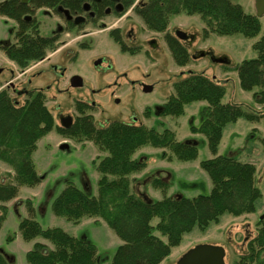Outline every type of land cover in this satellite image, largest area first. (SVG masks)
<instances>
[{
  "label": "trees",
  "instance_id": "trees-1",
  "mask_svg": "<svg viewBox=\"0 0 264 264\" xmlns=\"http://www.w3.org/2000/svg\"><path fill=\"white\" fill-rule=\"evenodd\" d=\"M13 1L2 3L0 13H10L9 6L13 5ZM126 1L129 5L135 0ZM57 3L69 6L63 0H52L51 5L56 6ZM134 11L147 29L165 33V41L178 65H186L192 58L185 42L167 30L171 17L180 12L199 14L205 24L204 36L215 32L223 35L241 33L251 37L262 28L259 17L234 0H141ZM110 34L123 51L132 54L139 51L138 47L127 46L118 30ZM57 39V36L40 34L37 24L32 23L18 33L16 43L0 44V47L11 60L24 68L55 49ZM254 48L258 56L241 61L235 68L240 86L244 90L258 87L254 99L264 104V34ZM173 88L174 93L159 112L161 117L181 116L185 104L192 101L207 102L202 109V122L190 129L203 133L211 152L215 154L200 162L213 186L209 193H200L192 198L173 196L167 192L171 187L167 177H151L150 184L162 193V198L157 200L146 192H135L133 189L131 176L147 166L146 160L134 157L135 152L152 145L163 150L161 155L164 159L190 161L198 156L196 143L178 140L176 132L170 128L158 130L142 122L114 120L106 126L97 125L89 112L92 106L83 101H76L79 115L69 126L63 127L56 124L47 106L48 97L42 89L19 91L24 96L21 102L13 97L10 89H0V161L13 171L12 181H0V229L9 209L6 203L17 197L21 186H34L41 182L42 176L37 172L33 154L38 141L54 128L66 138L78 142L90 140L101 151L107 152L94 160L99 171L97 195L89 193L90 185L86 180L85 188L68 180L53 198L51 208L56 215L72 223L92 217L107 223L122 240L113 254L112 264H160L170 256L172 248L181 243L183 235L196 225L205 230L212 221H219L225 212L235 216L254 212L256 201L262 195L256 184V165L218 154V146L226 123L240 117L259 120L260 116L245 110L238 103L223 102L225 85L205 72L190 71L176 80ZM145 113L149 116L150 109ZM26 204L30 215L20 219V235L29 241L42 237L52 244L49 247L43 242H35L26 254L27 264H98V248L94 242L81 239L60 227H43L35 217L33 202L28 199ZM154 217H158L155 226L152 225ZM258 225L257 234L235 264L253 262L261 253L258 248L264 250V219ZM155 229L166 240L156 235ZM0 264H16L14 255L0 249Z\"/></svg>",
  "mask_w": 264,
  "mask_h": 264
},
{
  "label": "rangeland",
  "instance_id": "rangeland-1",
  "mask_svg": "<svg viewBox=\"0 0 264 264\" xmlns=\"http://www.w3.org/2000/svg\"><path fill=\"white\" fill-rule=\"evenodd\" d=\"M3 1L0 0V3ZM234 1L240 3L247 11H254L253 0ZM135 2L136 6L141 0ZM37 18L41 24L42 35H51L55 32L57 27L53 15L45 10H38ZM102 21L107 23L106 28H102L99 21L96 23L88 21L80 28L62 34L60 46L56 49L58 51L50 60L42 62L27 75L17 78L16 82L14 81L16 87L43 89L48 97L47 106L58 123L60 114L75 117L78 114L76 101L81 100L93 104L89 112L94 116L97 125L106 126L114 120L142 122L158 130L170 128L176 132L178 140L196 143L198 156L190 161L174 158L162 162V149L152 145H146L134 154V157L149 162L145 182H148L150 177H164L166 174L158 171L160 167L167 165L169 167L164 168L171 173L172 186L167 192L173 196L183 195L192 198L200 193H209L213 186L209 174L201 168L200 162L215 154L208 146L207 137L190 129L192 125H199L202 122L204 118L202 109L207 102L197 100L185 104V111L181 116L161 117L159 112L163 103L174 93L173 83L190 71H206L211 75L218 74V70L227 72L224 81L220 80L226 87L223 102L238 103L245 110L252 111L260 117L254 121L240 117L236 121L226 123L218 146V154L254 163L257 169L256 184L262 195L257 199L256 210L252 213L235 216L225 212L219 221H212L205 230L196 225L183 235L181 243L172 248L171 255L161 264H177L190 248L204 243L222 245L226 249V264H232L238 257L237 254L246 251L247 248L243 250L244 242L257 234L258 221L264 215V104H259L254 99V92L259 89L258 87L244 90L240 86L238 71L235 68L241 61L258 56L254 44L264 34V18L260 32L248 37L241 33L223 35L215 32L204 36L205 24L199 14L180 12L172 16L167 28L169 32L175 34V31L180 29L194 36L193 39L183 40L192 55L186 65H178L174 61L164 38L165 33L147 29L133 8H129L122 16L114 14L103 17ZM60 22L64 25L61 18ZM117 27L120 28L121 36L126 43L131 47L138 46L141 51L134 54L123 51L110 35V31ZM16 28L14 20L0 14V44L4 41H14ZM131 31L133 34L128 37L127 33ZM152 40L154 43L150 44ZM53 52L51 50L49 54ZM202 52L205 54L202 55ZM213 55L227 56L230 62L227 64L214 62ZM95 60L100 63L96 65ZM0 67H4L2 76H11L12 71L17 72L15 65L9 61L1 47ZM74 74L83 77L81 86L70 85V78ZM145 85H151L152 90L144 91ZM23 98L21 95L20 99ZM148 109L149 116L145 113ZM62 143L69 146L63 148ZM140 152L142 155L137 156ZM106 153L90 140L78 142L72 138L68 139L55 128L44 135L39 140L37 153L33 155L42 180L34 186H21L15 201L6 203L10 207L0 229V249L6 253L12 251L18 264H27L25 249L31 247L32 243H28L29 240L20 235L18 225L21 218L30 215L26 204L30 199L37 208L35 217L43 227H60L81 239L94 242L98 248V264H112L113 254L122 240L107 223L103 221L102 225H97L94 219L97 217H92L85 223H72L65 217L56 215L51 208L53 198L68 180H73L79 187L84 188L86 180L90 185L89 193L97 195L99 171L94 160H98ZM12 179L13 174L6 167L0 166V181L9 182ZM189 179L195 180V184L188 185ZM148 186L150 188H146V194L152 199H160L162 193H155L151 185ZM143 189L145 187H142ZM157 222L158 217H154L152 225L155 226ZM154 232L166 240L157 229ZM32 241L46 242L52 246L49 240L42 237L30 242Z\"/></svg>",
  "mask_w": 264,
  "mask_h": 264
},
{
  "label": "flooded vegetation",
  "instance_id": "flooded-vegetation-1",
  "mask_svg": "<svg viewBox=\"0 0 264 264\" xmlns=\"http://www.w3.org/2000/svg\"><path fill=\"white\" fill-rule=\"evenodd\" d=\"M6 1H8V0H4L3 2L0 3V5L2 3L6 2ZM63 1H65L69 6L66 7L63 4H61V3H57L56 6H53V5H51L52 4V0H14L13 1V5L9 6V10L11 11L10 13H7V14H1L0 13L1 15H4L6 18H10V19L14 20L16 22V25H17L16 31H15V34H14L15 40L14 41L1 42V44H3L4 46L5 45H9L11 43H16L17 42L18 33L22 29H26L32 23H36L37 27H38V30L40 31V25L41 24H40L39 19L37 18L38 10H45L48 14L53 15L54 18H55V22H56L55 27H57L53 34L45 35V36H57L58 37L57 46L55 47V49H53L54 52L52 54H49V51H48L47 54L43 58H41L39 60H36V61H31L24 68L20 67L17 63H15L13 60H11L8 57V55L6 54V52L3 50L5 52V54H6V56L8 57L9 61L12 64L15 65V68L17 69V72L15 73L14 71H12V75L11 76H7V77L6 76H2L4 74L3 73L4 72V67H0V83H1L0 89H10L12 91L13 97H16V99H20L21 98L22 94H20L19 91H21L23 89H19V88L16 87V83H15L16 81L15 80L17 78L23 76V75H27V73L31 72L35 67H37L42 62H44L46 60H50L52 55L58 51L56 49L60 46V43H61L60 37H61L62 34L68 33V31H72L74 29H78V28H80L82 25H84L88 21L89 22L91 21V22H94V23L99 21V22H101L99 25L102 28H106L108 25H107V23L102 21L103 17L111 16V15H114V14L117 15V16L118 15L122 16L129 10V8L130 9H132V8L134 9L135 8V3H136L135 2L136 0L132 4H129V5H128L126 0H81L79 3H78L77 0H63ZM256 1L257 0H253L254 11L250 12V13H253V14L257 15L259 17V19L261 21V25H262L263 24V18H264V12L262 13L261 16H259L257 14L258 8L256 6ZM71 5H73V7H71ZM60 6H62L64 9H67L70 12V14L72 15V18H68L67 15L64 12L59 10ZM76 6H78V8L72 10V8H75ZM86 6H87V8H86ZM58 16L62 20H64V25H62L63 22H60V18ZM79 16L80 17H84V20H82V21L77 23V22H75V19L77 17H79ZM263 27H264V24H263ZM113 30H118L119 34L121 36V30H120L119 27L114 28ZM113 30H111V31H113ZM111 31H110V33H111ZM89 33L90 32H88L87 34L89 35ZM40 34H41V32H40ZM132 34H133V32L131 31V32L127 33V36L130 37V36H132ZM121 39L127 46H129L126 43V41L123 39L122 36H121ZM149 43L150 44L154 43V41L152 40ZM132 47H134V46H132ZM136 47H138V46H136ZM139 50L141 51L140 48H139ZM99 63L100 62L98 60H95V64L96 65H98ZM33 72H32V74H33ZM74 75H79V74H74ZM71 78H72V76H71ZM71 78H70V85H71ZM72 87H78V86H72ZM20 100L23 101V99H20ZM78 101H81V100H78ZM90 105L93 106V104H90ZM68 115H70V114H66V115L60 114L59 123L56 122V124H58L60 126H63V127L69 126L74 121V118L77 115H79V112H78V114L75 117L70 115V116H72V122L71 123H68L67 125H62V118L65 117V116H68ZM55 121H56V119H55ZM263 219H264V217H261L260 220H263ZM251 239H252V237L247 238L245 240L244 249L243 250H245L248 247V244H249ZM258 249L260 250L261 253L260 254L258 253L256 255V257H255V260L253 262L248 263V264H264V250L261 251L260 248H258ZM244 253L245 252H240L239 254H237L238 257L234 260V262L232 264H235V262L239 258V256L243 255ZM225 263H226V261H225Z\"/></svg>",
  "mask_w": 264,
  "mask_h": 264
},
{
  "label": "water",
  "instance_id": "water-1",
  "mask_svg": "<svg viewBox=\"0 0 264 264\" xmlns=\"http://www.w3.org/2000/svg\"><path fill=\"white\" fill-rule=\"evenodd\" d=\"M256 6L258 8L257 14L259 16L264 12V0H257ZM87 8V6H86ZM59 10L64 12L68 18H72V15L67 9H64L62 6L59 7ZM84 20V17H77L75 22H80ZM175 35L180 40H186L188 38L193 39L194 36L188 34L187 32L177 29L175 31ZM202 55L205 52L201 53ZM212 60L217 63L227 64L229 63V59L227 56H212ZM83 83V78L81 75H74L71 78L72 86H81ZM151 85H145L144 91L149 92L152 90ZM67 122V123H66ZM72 122V116L68 115L62 118V125H67ZM67 143H62L61 147H68ZM264 217V215L262 216ZM226 250L222 245L217 244H198L192 248H190L187 252H185L181 258L178 260L177 264H226L225 263Z\"/></svg>",
  "mask_w": 264,
  "mask_h": 264
},
{
  "label": "crops",
  "instance_id": "crops-1",
  "mask_svg": "<svg viewBox=\"0 0 264 264\" xmlns=\"http://www.w3.org/2000/svg\"><path fill=\"white\" fill-rule=\"evenodd\" d=\"M205 73H206V71H205ZM227 74V72H222V71H219L218 70V74H210V73H206V75H208L209 77H213V78H215L217 81H219L220 83H221V81L220 80H223L224 81V78H225V75ZM61 141H65V140H61ZM38 148H39V141H38V143H37V149H36V151L34 152V154L35 153H37V151H38ZM138 151H141V149H139ZM163 150H161V152H162ZM33 154V155H34ZM140 155H142V152H140V154L139 155H137V156H140ZM35 158H36V156H35ZM163 160H167V159H164V158H162V162H163ZM167 163H169V161L167 162ZM188 163H191V162H188ZM0 166H3V167H6V169L9 171V172H11V173H13V171L9 168V166L8 165H6V164H4V163H2L1 161H0ZM149 162L147 161V166H146V168L144 169V170H142L141 172H138V173H135V174H133L132 175V180H133V182H132V186H133V189H134V191L135 192H146V188L148 187V188H150L148 185H151L150 184V180H151V177L148 179V182H145V175H146V173H147V171H148V169H149ZM164 167H169V166H164ZM164 167H160L161 169H160V171H158V172H163L164 174H166V175H163L164 177H167V178H169V180H170V178H171V173L170 172H167V168H164ZM166 169V170H165ZM174 171H175V169H174ZM190 181H188L187 183L188 184H192V183H195V180H192V179H189ZM138 184H139V186H138ZM146 184H147V186H146ZM142 187H145V189H143L142 190ZM172 187V186H171ZM151 189H153L152 191H155V193H160L161 194V192H160V190H158V189H156V188H154L152 185H151ZM171 189V188H170ZM150 190V189H149ZM161 198H162V195H161ZM13 201H15V199L14 200H12V202ZM11 202V201H10ZM8 204H9V202H8ZM8 207H10L9 205H7ZM35 206V205H34ZM36 213H37V208H36ZM90 219L91 218H85V219H83L80 223H85V222H88V221H90ZM94 219H96L95 220V223H97V225H102V223H103V220H101L100 218H94ZM3 227V226H2ZM28 243H32L31 244V247H27L26 249H25V252H28L31 248H32V245H34V243H35V241H32V242H28ZM43 243H45V244H47V245H49L50 247H52L50 244H48V243H46V242H43ZM9 253L10 254H13L14 255V257H15V262H16V264H18V261H17V259H16V255L12 252V251H9ZM171 255V254H170ZM161 264V263H160Z\"/></svg>",
  "mask_w": 264,
  "mask_h": 264
}]
</instances>
